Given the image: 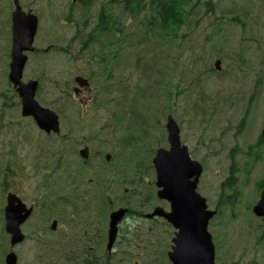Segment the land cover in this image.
<instances>
[{
	"label": "rangeland",
	"instance_id": "1",
	"mask_svg": "<svg viewBox=\"0 0 264 264\" xmlns=\"http://www.w3.org/2000/svg\"><path fill=\"white\" fill-rule=\"evenodd\" d=\"M152 1L20 0L39 18L23 79L39 81L37 101L61 121L60 138H45L9 80L14 4L0 0V264L11 251L10 191L38 206L13 249L18 264H70L71 238L61 234L90 236L94 207L133 210L110 264H171L176 230L144 218L157 206L169 210L153 164L157 149L169 148L168 115L204 167L197 190L217 210L208 227L216 264H264V220L253 212L264 189V0H190L188 14L166 26ZM77 76L90 83L81 95ZM66 145L76 153L65 170ZM53 157L57 167L42 169ZM60 206L67 227L52 232Z\"/></svg>",
	"mask_w": 264,
	"mask_h": 264
},
{
	"label": "water",
	"instance_id": "2",
	"mask_svg": "<svg viewBox=\"0 0 264 264\" xmlns=\"http://www.w3.org/2000/svg\"><path fill=\"white\" fill-rule=\"evenodd\" d=\"M77 0H73L75 3ZM12 13L13 43L11 52L9 80L22 99L23 116H32L38 127L51 133L60 132V116L52 109L42 106L36 99L39 82L23 80L28 52L35 50L34 42L39 28V18L33 11L23 10L20 0H13ZM221 61L216 62L220 69ZM77 88L90 86L89 80L82 76L75 78ZM166 129L169 148H158L153 158L157 173L158 196L171 203V211L156 208L148 218L163 216L177 230L173 239V247L169 258L173 264H216L215 245L208 230L210 221L217 210L208 207L207 200L197 190L203 174V165L194 160L188 147L182 143L181 129L172 115H168ZM264 135V129H263ZM84 159L89 158V148L80 150ZM110 159V155H107ZM127 209H119L111 213L109 247L112 248L118 233V223L124 218ZM33 208H28L17 195L7 196L6 231L11 235V244L25 240L21 225L31 216ZM256 216L264 220V189L260 199L253 208ZM54 227L57 222H54ZM5 264H18V256L14 251L5 257Z\"/></svg>",
	"mask_w": 264,
	"mask_h": 264
},
{
	"label": "flooded vegetation",
	"instance_id": "3",
	"mask_svg": "<svg viewBox=\"0 0 264 264\" xmlns=\"http://www.w3.org/2000/svg\"><path fill=\"white\" fill-rule=\"evenodd\" d=\"M36 50V49H35ZM34 50V51H35ZM33 51V52H34ZM28 62V61H27ZM26 67V66H25ZM10 72V71H9ZM23 77H24V74H23ZM24 80V79H23ZM35 80V79H34ZM28 82V81H27ZM39 82V81H38ZM13 85V84H12ZM14 87V86H13ZM39 88V86H38ZM90 88V86L84 88H77L75 87L73 90L75 92L76 95H81L85 89L88 91ZM14 89L16 90V88L14 87ZM17 92V90H16ZM19 98H20V101H21V105H22V99L19 95V93L17 92ZM37 94V93H36ZM29 118H31L32 122L35 124V127L38 128V130H40L41 132H43V136L45 138H55V137H59L61 136V121H60V132L59 133H54L53 131L51 133H48L44 130H42L40 127H38L35 119L32 117V116H28ZM262 138L264 139V135H263V131H262ZM56 142L60 143V139L57 140ZM260 145V143H258V146ZM88 147V146H87ZM85 148V147H84ZM89 148V147H88ZM70 149V150H69ZM83 149V148H82ZM63 152L67 155V157L69 159H66L65 161V165L66 166H70V167H66L65 166V170L66 169H69L71 168V157L73 156L72 155V152L73 154L76 153V150L73 146H68L66 145L65 146V150L63 149ZM59 153V152H57ZM79 155H80V151H79ZM81 156V155H80ZM89 156H90V148H89ZM84 160H87V159H84ZM59 163V161L57 159H55L54 157L50 160L49 164L48 165H42V169H45L46 166H49V167H57V164ZM155 168V166H154ZM53 172V169L50 170L49 173ZM155 172H156V169H155ZM50 177V176H48ZM52 177V176H51ZM56 178L53 177L52 180L54 181H51V185H54L55 186V190L56 191H60L62 192L63 190H65V188L59 183V185H56L57 182L55 181ZM156 187H157V173H156ZM70 193L69 195H72V189L70 188L69 189ZM158 191H159V188L157 187L156 189V193H157V197L159 199V201H162V202H165L169 205V210H166L164 207L162 206H157L153 209V211L151 213H146L144 214V218L147 219V220H155V219H163L161 222L166 225V226H170L172 228H174V226L168 222L167 219H165L163 216H154L152 218H148L147 215L149 214H152L154 212V210L158 207L160 208H163L166 212H170L171 211V203L168 202L167 200H164V199H160L159 196H158ZM9 193H13L15 195H17L16 193L10 191ZM8 193V194H9ZM261 195V194H260ZM8 196V195H7ZM18 198H20L22 200V198L17 195ZM7 201V199H6ZM90 200H85L84 201V204H88ZM23 203H25L27 205L28 208H33V212L31 214V216L21 225V230L23 232V234L25 235V240H26V234L24 233L22 227L27 224L30 220V218L34 215V213L38 210V206H36L34 203L28 205L26 202H24L22 200ZM69 207H73V200H66L64 201ZM63 202V206L66 205L65 203ZM6 206H7V203H6ZM94 206V204H93ZM6 208V207H5ZM94 208H97V217H96V220L93 221V226L95 225V228L92 232V234L90 236H88V233H86L82 238H78L77 236H74L72 235L70 232L69 233H63L61 235L63 236H69L71 238V241H70V249H69V256H68V260L70 261V264H110L111 262V256H113L114 254L117 253V249L118 247L121 245L122 243V230H123V226H124V223L125 221L132 215L133 213V210H130L129 208H125V207H122V208H119V209H127V213L125 214L124 218L118 223L117 227H118V233H117V236H116V239L113 243V246L112 248L109 247V231H110V221H111V213L114 212L113 210L110 211L108 210V214L105 215L102 211V209H99L98 207H94ZM62 206H60L58 208V213H59V216H61V218H54V220L52 221L51 223V226H50V230L52 232H55L57 231V228L59 226V229L61 228V220L63 218H68L66 213L68 211H65L64 213H62ZM118 209V210H119ZM117 211V210H115ZM217 215V214H216ZM63 217V218H62ZM4 218H5V231H6V215H5V209H4ZM69 220L73 221L75 220L74 219V215H69ZM54 222H57V224L55 225V228L54 227ZM61 224V225H60ZM63 227H67L65 225H62ZM72 227V226H71ZM70 227V230L73 229ZM131 229V226H129V230ZM175 229V228H174ZM176 230V229H175ZM67 231V230H66ZM59 232V231H58ZM56 232V233H58ZM177 232V230H176ZM175 232V234H176ZM7 235L9 236V240H10V248H11V251H13L14 248H16L18 245L22 244L23 242L15 245L14 247L12 246L11 244V235L6 231ZM47 234V233H46ZM175 238V235L174 237L172 238V243H173V239ZM174 244V243H173ZM173 244L171 245V250H172V247H173ZM170 250V251H171ZM10 251V252H11ZM168 251V258H169V252ZM9 252V253H10ZM170 260V258H169ZM18 262H19V258H18ZM171 262V260H170ZM137 263V262H136ZM171 264H173L171 262Z\"/></svg>",
	"mask_w": 264,
	"mask_h": 264
},
{
	"label": "trees",
	"instance_id": "4",
	"mask_svg": "<svg viewBox=\"0 0 264 264\" xmlns=\"http://www.w3.org/2000/svg\"><path fill=\"white\" fill-rule=\"evenodd\" d=\"M189 2L190 0H153L151 6L160 24L166 26L170 23H178L182 14L183 16L188 14L183 9V3L188 4ZM101 32L106 31L101 30Z\"/></svg>",
	"mask_w": 264,
	"mask_h": 264
}]
</instances>
